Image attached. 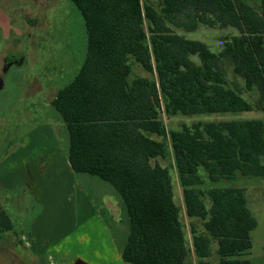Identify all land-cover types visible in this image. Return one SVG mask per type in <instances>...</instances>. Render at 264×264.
Returning <instances> with one entry per match:
<instances>
[{
	"label": "trees",
	"instance_id": "16d2710c",
	"mask_svg": "<svg viewBox=\"0 0 264 264\" xmlns=\"http://www.w3.org/2000/svg\"><path fill=\"white\" fill-rule=\"evenodd\" d=\"M68 1L82 19L84 60L50 106L63 123L73 174L106 183L121 202L119 234H111L122 262L185 264L192 253L196 264H250L243 257L257 223L245 191L200 187L264 179V121L166 131L162 116L250 112L237 86L228 83L224 62L264 103V0H159L158 10L141 0ZM173 26H225L238 34L214 53ZM134 64L146 76L133 75ZM169 157L191 249L174 202L171 166L163 164ZM12 231L0 207V234Z\"/></svg>",
	"mask_w": 264,
	"mask_h": 264
},
{
	"label": "rangeland",
	"instance_id": "374dc122",
	"mask_svg": "<svg viewBox=\"0 0 264 264\" xmlns=\"http://www.w3.org/2000/svg\"><path fill=\"white\" fill-rule=\"evenodd\" d=\"M141 2L157 10L161 5L159 0ZM172 28L188 40L204 43L214 53L238 34L225 26ZM84 54L82 19L68 0H0V206L14 228L0 234V264H122L116 261L112 234L118 237L123 212L113 189L96 178L79 180L74 175L79 183L74 178V183L70 182L62 165L56 163L50 173L54 170L58 178L44 177L48 156H52L47 142H54L58 155L65 156L64 126L50 103L77 73ZM223 67L228 83L237 86L252 110L162 116L166 131L195 123L264 121V103L256 92L243 89V81L232 72L230 63L224 62ZM132 68L133 75L146 76L137 65ZM30 144L34 147L28 149L26 157L20 150ZM172 163L170 157L163 162L171 166L174 202L191 249L189 220ZM34 173L38 176L35 181ZM33 186L38 192L33 193ZM210 187L245 191L247 207L257 225L250 233L251 249L243 258L250 264H264V179L237 177L205 182L200 189ZM204 201L208 203L206 198ZM196 224L201 228L200 222ZM196 263L191 253L185 264Z\"/></svg>",
	"mask_w": 264,
	"mask_h": 264
},
{
	"label": "crops",
	"instance_id": "0c3cea01",
	"mask_svg": "<svg viewBox=\"0 0 264 264\" xmlns=\"http://www.w3.org/2000/svg\"><path fill=\"white\" fill-rule=\"evenodd\" d=\"M35 143V142H34ZM46 144V143H45ZM29 147H27V148H22L20 151H21V154H23V155H30L29 154V151H28V149L30 150L31 149V147L33 146L34 147V145H28ZM46 146L48 147V153H50V155H52V156H48V157H51L49 160V165L47 166V170H46V172H47V174H49L48 176H45L46 175V172H45V174H44V177H50V178H52V180L54 179V178H58V176H56V174H55V172H54V170L53 171H51V173H50V170H52L53 169V166H55L56 164L57 165H59V164H61L62 165V168H63V170L65 171V172H67V174H68V177H69V181L70 182H73L74 183V179H75V176H74V174H73V172L71 171V169H70V166H69V164H68V162H67V159H66V155L64 156H60V155H58V150L56 149L57 147L54 145V142H52L51 143V141H48L47 142V144H46ZM33 150V149H32ZM34 150H36V149H34ZM53 150V151H52ZM26 155V157H28ZM53 156H55V160H53L52 161V157ZM56 163V164H55ZM4 169V168H3ZM2 169V170H3ZM34 169H36V168H34ZM28 174V172L26 173V175ZM34 177H32L33 179H34V181H35V179L36 178H38V176L34 173V175H33ZM74 178V179H73ZM29 178H27V180H28ZM77 182H78V180L77 179H75ZM39 182H40V180L38 181V184H39ZM22 183V182H21ZM79 183V182H78ZM23 184H25V185H27L28 186V184L26 183V182H24ZM23 184H21V185H23ZM80 185V184H79ZM33 187H35V186H33ZM33 191V193L36 191V192H38L37 191V189H36V187L32 190ZM35 192V193H36ZM1 207V206H0ZM2 208V207H1ZM3 209V208H2ZM4 210V209H3ZM5 211V210H4ZM6 212V211H5ZM9 216V215H8ZM10 218V217H9ZM99 220V222L101 221L100 220V218L98 219ZM11 223H12V221H11ZM13 225V224H12ZM13 230H14V228H13ZM26 240V239H25ZM117 253H118V251H117ZM115 256H117L116 257V261H118L119 260V263H122V264H124L123 262H122V260H121V258H120V255H119V253L118 254H116L115 253ZM119 258V259H118Z\"/></svg>",
	"mask_w": 264,
	"mask_h": 264
}]
</instances>
